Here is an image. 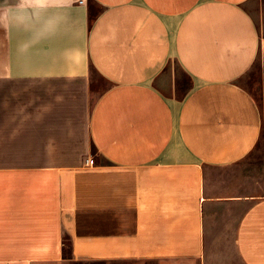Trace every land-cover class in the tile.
<instances>
[{"label": "crops", "instance_id": "1", "mask_svg": "<svg viewBox=\"0 0 264 264\" xmlns=\"http://www.w3.org/2000/svg\"><path fill=\"white\" fill-rule=\"evenodd\" d=\"M252 2L0 0V264H264Z\"/></svg>", "mask_w": 264, "mask_h": 264}, {"label": "rangeland", "instance_id": "2", "mask_svg": "<svg viewBox=\"0 0 264 264\" xmlns=\"http://www.w3.org/2000/svg\"><path fill=\"white\" fill-rule=\"evenodd\" d=\"M251 12L253 14V17L255 19V22L258 24L260 34L263 37L264 36V0H253V2L250 4ZM93 77L95 78V85L94 88L96 95L100 93V90H102L104 87L107 86V83L102 81L97 74L93 73ZM243 85H245L247 88H249V79L245 78L242 80ZM250 89V88H249ZM256 90L259 89V87H255ZM258 160L261 158V152L254 154ZM94 160V159H93ZM37 264H165L162 263L159 260L151 261V260H136V259H118V260H85V261H74L69 260L62 263H55V262H39Z\"/></svg>", "mask_w": 264, "mask_h": 264}, {"label": "trees", "instance_id": "3", "mask_svg": "<svg viewBox=\"0 0 264 264\" xmlns=\"http://www.w3.org/2000/svg\"><path fill=\"white\" fill-rule=\"evenodd\" d=\"M93 19H94V18L91 17V23H92ZM255 67H256V68L258 67V69L261 70V67H262V66H261V57L258 59V62L256 63V66H255ZM260 72H261V71H260ZM260 72H259V76H260ZM260 81H261V79H260ZM250 87H251V90L255 92V96H256L257 98H259V93L262 92V86L260 85V88H259L258 90H255L254 82H251ZM259 101L261 102V98H259Z\"/></svg>", "mask_w": 264, "mask_h": 264}, {"label": "built area", "instance_id": "4", "mask_svg": "<svg viewBox=\"0 0 264 264\" xmlns=\"http://www.w3.org/2000/svg\"><path fill=\"white\" fill-rule=\"evenodd\" d=\"M81 3H83V1H81ZM87 164H88L89 166L94 165V160H93V159H89V160H87Z\"/></svg>", "mask_w": 264, "mask_h": 264}]
</instances>
